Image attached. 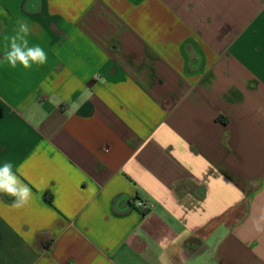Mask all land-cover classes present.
<instances>
[{
  "label": "crops",
  "instance_id": "1",
  "mask_svg": "<svg viewBox=\"0 0 264 264\" xmlns=\"http://www.w3.org/2000/svg\"><path fill=\"white\" fill-rule=\"evenodd\" d=\"M5 162L0 264H264V0H0Z\"/></svg>",
  "mask_w": 264,
  "mask_h": 264
},
{
  "label": "clouds",
  "instance_id": "2",
  "mask_svg": "<svg viewBox=\"0 0 264 264\" xmlns=\"http://www.w3.org/2000/svg\"><path fill=\"white\" fill-rule=\"evenodd\" d=\"M16 23L18 27L15 34L4 37L3 61L12 68H16L19 64L24 69L46 64L48 57L44 49L38 44L29 45L28 37L32 33V26L23 19L17 20ZM12 169L13 165L10 162L0 165V193L13 197L14 206L20 208L29 202L32 190ZM261 221H264V215L255 222L257 231L261 230Z\"/></svg>",
  "mask_w": 264,
  "mask_h": 264
},
{
  "label": "built area",
  "instance_id": "3",
  "mask_svg": "<svg viewBox=\"0 0 264 264\" xmlns=\"http://www.w3.org/2000/svg\"><path fill=\"white\" fill-rule=\"evenodd\" d=\"M136 205H137V207L140 208V209H143V210H145V211L147 210L146 206H145L144 203L141 202V201H138V202L136 203Z\"/></svg>",
  "mask_w": 264,
  "mask_h": 264
},
{
  "label": "trees",
  "instance_id": "4",
  "mask_svg": "<svg viewBox=\"0 0 264 264\" xmlns=\"http://www.w3.org/2000/svg\"><path fill=\"white\" fill-rule=\"evenodd\" d=\"M226 123V122H225Z\"/></svg>",
  "mask_w": 264,
  "mask_h": 264
}]
</instances>
